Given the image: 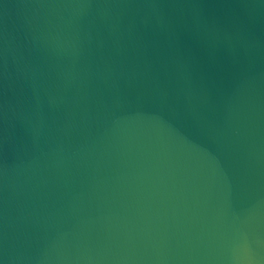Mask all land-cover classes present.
Returning a JSON list of instances; mask_svg holds the SVG:
<instances>
[{"label":"water","instance_id":"1","mask_svg":"<svg viewBox=\"0 0 264 264\" xmlns=\"http://www.w3.org/2000/svg\"><path fill=\"white\" fill-rule=\"evenodd\" d=\"M0 264H264V0H0Z\"/></svg>","mask_w":264,"mask_h":264}]
</instances>
